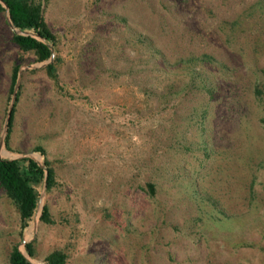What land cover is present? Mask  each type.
<instances>
[{"label":"rangeland","instance_id":"obj_1","mask_svg":"<svg viewBox=\"0 0 264 264\" xmlns=\"http://www.w3.org/2000/svg\"><path fill=\"white\" fill-rule=\"evenodd\" d=\"M43 13L57 83L0 10V138L20 62L0 156L45 148L53 220L40 207L20 235L0 186V264L14 243L35 264L54 248L66 264H264V0H43Z\"/></svg>","mask_w":264,"mask_h":264},{"label":"trees","instance_id":"obj_2","mask_svg":"<svg viewBox=\"0 0 264 264\" xmlns=\"http://www.w3.org/2000/svg\"><path fill=\"white\" fill-rule=\"evenodd\" d=\"M8 9L13 25L28 33L12 32L11 40L21 51H29L34 54L35 60L43 61L50 57L51 51L44 38L50 43L55 51L53 60L44 65L47 74L57 83L59 38L50 23L46 20L43 13V0H2ZM5 6L0 1V10ZM20 62L14 60L11 66L10 91L13 90ZM19 97L17 91L14 105L11 109L10 117L7 122V129L4 137L5 147L10 148V133L14 121L15 104ZM33 150L39 153L45 166H41L32 156L23 155L20 157H1L0 156V186L10 197L19 213V233L22 235L24 229L31 223L38 207L40 189L45 182V190H50L55 184V169L51 160L48 158L45 148L42 145H35ZM150 194L155 192L153 182L146 183ZM39 219L43 222H52L49 205L43 202ZM26 252L35 255V244L33 240L24 243ZM46 264H66L67 253L63 248H54L44 256ZM9 264H34L20 250L17 243L11 246L8 253Z\"/></svg>","mask_w":264,"mask_h":264},{"label":"water","instance_id":"obj_3","mask_svg":"<svg viewBox=\"0 0 264 264\" xmlns=\"http://www.w3.org/2000/svg\"><path fill=\"white\" fill-rule=\"evenodd\" d=\"M2 3H3V5L5 6V9H6V12H7V21H8V23H9V25L11 26V28L14 30V32H19V33H28L27 31H23V30H21V29H19V28H17V27H15L14 25H13V23H12V21H11V19H10V15H9V13H8V9H7V6H6V4L2 1V0H0ZM44 42H46L47 44H48V46H49V48H50V51H51V54H50V57H49V59H47L46 60V62L45 63H47V62H49V61H51L52 59H53V56H54V48H53V46L50 44V43H48L44 38H41ZM18 74H19V72H18ZM17 87H18V75H17V78H16V82H15V85H14V88H13V91H12V96H11V99H10V102H9V106H8V110H7V114H6V120H5V126H4V130H3V133H2V135H1V138H0V144L1 143H4V137H5V133H6V129H7V122H8V120H9V117H10V113H11V109H12V107H13V103H14V99H15V97H16V92H17ZM23 155H30V156H32L41 166H45L44 165V161H39V160H37L32 154H29V153H25V154H22L21 156H23ZM44 188H45V182L43 183V187H42V190H41V193H40V198H39V203H38V207H37V209H39L40 207H41V204H40V199H41V197H42V193H43V190H44ZM27 240H25V239H23V243H25ZM28 259V258H27ZM29 260V259H28ZM32 262V261H31ZM33 263V262H32ZM35 264V263H34ZM45 264H46V262H45Z\"/></svg>","mask_w":264,"mask_h":264}]
</instances>
